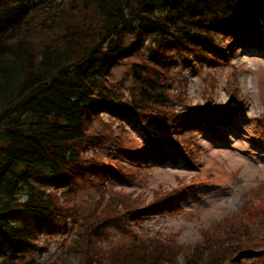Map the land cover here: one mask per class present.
<instances>
[{"label": "trees", "instance_id": "obj_1", "mask_svg": "<svg viewBox=\"0 0 264 264\" xmlns=\"http://www.w3.org/2000/svg\"><path fill=\"white\" fill-rule=\"evenodd\" d=\"M240 48L264 50V0H0V264H39L45 225L66 231L69 221L75 234L47 264H264L260 189L192 246L131 227L178 209L209 179L196 129L220 141L244 100L234 69L231 101L215 99L208 65ZM177 61L205 67L202 103L175 86ZM261 103L254 129L264 145ZM140 121L168 134L146 133L131 150L129 126ZM148 162L196 172L146 203L108 187Z\"/></svg>", "mask_w": 264, "mask_h": 264}, {"label": "rangeland", "instance_id": "obj_2", "mask_svg": "<svg viewBox=\"0 0 264 264\" xmlns=\"http://www.w3.org/2000/svg\"><path fill=\"white\" fill-rule=\"evenodd\" d=\"M233 65H208L218 80L216 98L221 103L231 101L228 76L234 69L235 86L241 96H244V110L236 118L238 127L228 130L225 142L213 140L203 129H199L198 139L201 143L200 176L209 179L195 185V189L185 194L179 201V208L161 215L139 218L132 224L140 234L171 236L178 243L192 246L202 238V230L218 221L227 214L236 213L241 203H244L250 192L260 189L264 192V145L259 140L258 131L254 129L255 119L263 111L264 100V50L241 49L231 60ZM237 67H236V66ZM124 67L114 71L113 79L124 71ZM174 83L176 87H183L192 103L204 101V90L201 75L204 68L193 69L184 62L177 61L175 65ZM198 70V71H197ZM186 77V78H185ZM150 133L166 134V128L146 124ZM130 135L136 136L129 142L131 150L139 148L140 139L145 138V131L141 128H131ZM256 131V132H255ZM168 134V133H167ZM145 169L139 174L135 171L133 178L124 177L110 180L108 187L125 191L140 197L145 203L153 199L155 192L168 191L176 187L179 182H188L196 169L182 162H167L157 165L151 162L145 164ZM192 186L191 188H193ZM69 227L55 232L48 225L47 233L50 243L46 252L38 257L39 264H47L50 260L62 254V244L68 241L77 230V226L70 222Z\"/></svg>", "mask_w": 264, "mask_h": 264}]
</instances>
